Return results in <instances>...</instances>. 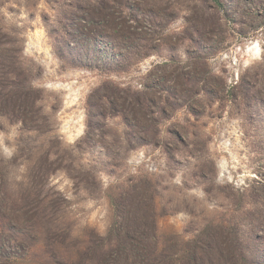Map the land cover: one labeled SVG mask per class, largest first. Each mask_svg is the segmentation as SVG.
Masks as SVG:
<instances>
[{"label":"rangeland","instance_id":"obj_1","mask_svg":"<svg viewBox=\"0 0 264 264\" xmlns=\"http://www.w3.org/2000/svg\"><path fill=\"white\" fill-rule=\"evenodd\" d=\"M117 240L264 264V0H0V264Z\"/></svg>","mask_w":264,"mask_h":264},{"label":"trees","instance_id":"obj_2","mask_svg":"<svg viewBox=\"0 0 264 264\" xmlns=\"http://www.w3.org/2000/svg\"><path fill=\"white\" fill-rule=\"evenodd\" d=\"M29 97L34 98V95L30 94ZM114 231H116V232L118 231L117 232V237H119L120 236L119 235V231H120L119 229H117V230H115L113 228L110 229L109 235H112ZM115 243L116 244H114V246L117 247L116 251L109 252V253L105 254L103 256V258L101 259V262L99 264H125L124 262H121V260H120V255L119 254H120L121 250H119L120 246H119L118 240ZM156 250L157 251H156V254H155V258L157 259V258H159L158 254H160V251H159V248H157ZM146 264H148V263H146Z\"/></svg>","mask_w":264,"mask_h":264}]
</instances>
